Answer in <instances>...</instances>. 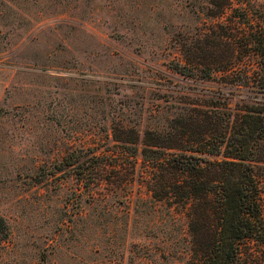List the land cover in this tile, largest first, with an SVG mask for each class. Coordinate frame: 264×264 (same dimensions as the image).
Here are the masks:
<instances>
[{
  "label": "rangeland",
  "instance_id": "374dc122",
  "mask_svg": "<svg viewBox=\"0 0 264 264\" xmlns=\"http://www.w3.org/2000/svg\"><path fill=\"white\" fill-rule=\"evenodd\" d=\"M208 0H0V264H185L181 217L144 186L92 199L67 147L109 142L114 121L160 125L219 77L167 67L209 25ZM201 101L205 102L204 99ZM174 110V111H175ZM102 143V142H101ZM101 184L103 190L107 189Z\"/></svg>",
  "mask_w": 264,
  "mask_h": 264
},
{
  "label": "trees",
  "instance_id": "16d2710c",
  "mask_svg": "<svg viewBox=\"0 0 264 264\" xmlns=\"http://www.w3.org/2000/svg\"><path fill=\"white\" fill-rule=\"evenodd\" d=\"M205 14L210 24L166 63L219 77L205 102L186 95L142 129L114 121L109 142L69 146L52 167L70 168L92 199L143 185L152 209L160 202L183 218L185 264H264V0H208ZM7 233L0 216V242Z\"/></svg>",
  "mask_w": 264,
  "mask_h": 264
}]
</instances>
